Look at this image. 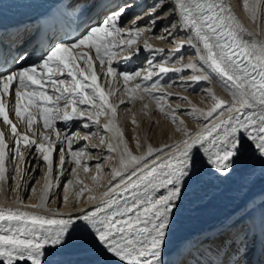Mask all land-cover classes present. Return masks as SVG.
Wrapping results in <instances>:
<instances>
[{
    "label": "snow or ice",
    "instance_id": "1",
    "mask_svg": "<svg viewBox=\"0 0 264 264\" xmlns=\"http://www.w3.org/2000/svg\"><path fill=\"white\" fill-rule=\"evenodd\" d=\"M14 2L30 7L37 0ZM3 5L0 0V10ZM136 7V0H65L15 24L5 26L0 19V119L14 141L10 146L0 131V185L10 187L13 171L23 180L24 169L7 166L15 165L17 158L27 165L22 144L29 152L34 148L46 166L37 203L24 204L17 195L22 208H0L2 264H264V191L250 194L257 178L264 179V42L245 38L247 33L227 0H152L127 26L122 25ZM243 8L256 20L264 13V0H243ZM159 19L174 22L156 38L167 39L173 29L185 31L186 43L195 49L199 62L177 68L168 67L169 61L162 58L156 65L149 60L143 75L118 70L113 57L126 52L124 58L130 59L132 46L145 32L153 33ZM141 20L150 26L141 27ZM57 29L62 40L52 39ZM143 46L145 51H163L148 40H143ZM183 47L184 43L175 45V51ZM184 69L194 73L189 78L192 83L214 80L230 97L225 100L208 89L211 106L206 110L193 106L187 113L197 123L194 131L167 107L171 93L155 95L159 82L142 83ZM101 76L103 84L98 82ZM146 98L171 120L180 139L145 148L133 136L139 153L133 154L117 124L118 108ZM147 107L143 105L145 115ZM30 109L38 112L39 121L52 129L55 139L34 131L37 118ZM13 113L25 124L24 132L12 122ZM101 116L106 117L103 129L112 133L107 149L118 153L107 184L99 183L103 166L97 164L92 187L80 188L72 203L64 196L67 212L48 208V193L59 186L66 163L75 165L73 174L78 167L88 172L87 165L81 164L85 150L73 151L72 135L61 136L55 120L82 121L83 128H90L84 118L99 125ZM131 122L136 124L134 114ZM100 143H105L103 137ZM54 154L59 156L58 165ZM240 169H245L239 195L242 205L211 229L170 247L169 237L189 194L210 180H227ZM74 183L81 181L69 180L66 193ZM96 187L103 189L99 197L80 199ZM97 199L99 203H94ZM256 254L259 260L249 258Z\"/></svg>",
    "mask_w": 264,
    "mask_h": 264
},
{
    "label": "bare ground",
    "instance_id": "2",
    "mask_svg": "<svg viewBox=\"0 0 264 264\" xmlns=\"http://www.w3.org/2000/svg\"><path fill=\"white\" fill-rule=\"evenodd\" d=\"M60 2L61 1L59 0L52 1L48 3L47 6H56L60 4ZM136 2L139 3V6L128 12L129 14H127L128 17L125 16V21L123 19L121 21L122 25L127 26L129 19L133 15L139 13L141 8H146L152 0H138ZM227 3L230 5L231 10L239 23L245 29L247 33L245 38L264 42V13L260 14L256 20H252L243 8V0H227ZM15 5L19 4L15 3L14 0L4 1L3 9ZM161 15L163 14L161 13ZM172 22L174 21L159 19L155 25L154 32H145L140 41L132 46L131 51L133 52V55L130 59L124 58L127 55L126 52H122L113 57L114 66L121 71H141L143 75L144 73L142 70L149 68V60L152 61L153 65H156L160 63L162 58H165L169 61L167 65L168 67L175 66L177 68L190 62L198 63V56L195 49L189 47L186 43L187 33L185 31L173 29V35L167 39L156 38L161 36L163 34L162 30L165 26H170ZM140 26L147 28L150 25L146 20H141ZM155 33L158 34L156 35ZM143 40H148V42L153 45L154 49H162L163 51H145ZM181 43H184V47L179 52H176L175 45ZM136 48L140 49L138 54L135 52ZM193 74L194 73L190 69H184L180 72L170 71L159 76L154 75L151 80L142 81V83L151 86V84L159 82L160 89L159 91L154 92L155 95L171 93V95L167 97V107L175 110L178 118L184 121V126L188 129L189 126H191L194 128L191 130L194 131L198 127L197 123L192 120L187 113L193 106L205 110L211 106V101L207 98L208 89H211L217 96L225 100H230V97L214 80L192 83L189 78ZM111 79L113 83H116L115 77H112ZM98 82L103 84L104 78L101 76ZM119 87L123 88L122 81L120 82ZM120 95H123V93ZM183 97H186L187 100L182 99ZM116 102H119L118 98H116ZM144 104L148 105L147 109L144 110L147 113L146 115L142 112ZM30 111H32V114L37 118V124L33 126L34 131L37 133L43 132L45 135H51L52 138L55 139L52 129L44 128L42 122L39 121L38 112L32 109H30ZM133 114L136 120L135 125L131 122ZM10 118L14 124H17L18 130L24 132L25 124L20 123L16 119L14 113L10 114ZM84 120L91 125L90 128H83L82 121L74 120L65 123L59 118L55 120V126L60 130L61 136L66 134L72 135V150H85V155L81 158V164L87 165L88 172H84L82 168L78 167L77 173L73 174L71 169L75 165L66 163L63 168L64 175L60 178L59 186L51 188L48 193L50 201L47 205L48 208H59L61 212H67L69 209L65 205L64 196H68L70 203L75 202L76 194L80 188H83L84 185H88L89 187L93 186L91 178L94 175H97V171L96 164L91 166L90 164L101 160L104 156L118 157V153H110L107 149V144L112 133L105 132L102 127V125L106 123V117H100L99 125L87 120V117H85ZM117 124L123 131L124 137L130 149L133 151V154H139L136 152L133 136L138 137L141 145L145 148L147 145L152 146V142H157L161 147L165 144H172L180 139L179 134L175 131V125H173L171 120L166 119L164 114L156 108L155 102L147 98L143 101L137 99L133 100L131 103L126 102L125 104H121L118 108ZM0 131L5 132L6 142L10 146H14L12 135L10 131H8L7 126L3 124L2 119H0ZM27 135L31 137L32 133L29 132ZM85 135H89V139H82ZM101 137L105 140L104 144L100 143ZM112 143L115 144L116 141L113 140ZM21 152L25 155L28 162L27 165H22L18 158V161H15V165L8 164L7 166L10 169L14 166L20 167L24 169L25 175L22 180L20 173L13 171L14 174L12 175L13 172L11 173L13 178L8 181L10 187L0 185V208H22V205L18 204L16 201L17 195L23 199L24 204H32L39 201L45 183L46 166L42 158L35 153L34 148L29 152L22 144ZM34 156H36V159L33 158ZM54 158L58 165L59 156L54 154ZM37 164H39V167H37ZM244 171L245 169H240L234 173L233 176L224 181L210 180L201 189H198L195 193L189 194L185 210L169 237L168 244L170 247L174 248L187 238L192 237L199 232L211 229L225 215L231 214L242 205L239 195ZM55 175H60L59 167H57ZM77 179L81 181V183L69 185L66 193L64 185L68 184L69 180L75 181ZM99 183L101 185H106L107 182L104 180V177L101 176ZM18 184L20 185L19 189H17ZM32 188H35L36 192H33ZM102 190L101 187H96L91 193L85 191L80 199L82 201L86 200L89 195L99 197V193ZM261 191H264V179L257 178L255 184L252 186L250 194H258ZM94 203H99V199ZM81 206L90 207V205ZM23 210L37 211L45 215L49 214L43 209L26 208ZM258 230L259 225H257V231ZM0 264H2V262H0Z\"/></svg>",
    "mask_w": 264,
    "mask_h": 264
},
{
    "label": "rangeland",
    "instance_id": "3",
    "mask_svg": "<svg viewBox=\"0 0 264 264\" xmlns=\"http://www.w3.org/2000/svg\"><path fill=\"white\" fill-rule=\"evenodd\" d=\"M129 14V13H128ZM128 17V16H127ZM125 19H126V17H124L123 18V20L125 21ZM156 35L158 34V33H155ZM202 122V121H201ZM191 129H194V128H192L191 126H189V130H191ZM85 142V141H84ZM163 146V145H162ZM161 146V147H162ZM152 147L153 148H160V144H158L157 142H152ZM105 157L106 156H104V158H102L101 160H98L97 162H92V164H90V166L91 165H93V164H101L102 166H103V168H102V173L100 174L102 177H104V180L106 181V182H108V180H109V173H110V170H111V167L114 165V164H118V157H114V156H110V159H108L107 161H105ZM18 161V158H17V160H16V162ZM23 165V164H22ZM14 174V172L12 173V175ZM65 182V181H64ZM63 182V183H64ZM107 184V183H106ZM62 186H63V184H62Z\"/></svg>",
    "mask_w": 264,
    "mask_h": 264
}]
</instances>
